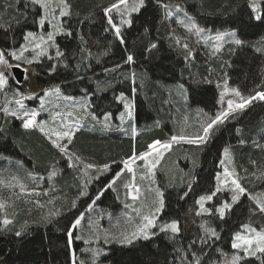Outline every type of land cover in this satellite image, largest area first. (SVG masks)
Masks as SVG:
<instances>
[{"label":"trees","instance_id":"trees-1","mask_svg":"<svg viewBox=\"0 0 264 264\" xmlns=\"http://www.w3.org/2000/svg\"><path fill=\"white\" fill-rule=\"evenodd\" d=\"M66 2L69 15L62 19L63 32L55 38L56 51H50L52 59L42 57L28 66L24 81L20 85L11 82V87L23 97L37 98L44 90L59 86L66 96L87 97L96 118L106 114L115 117L122 111L117 97L123 94L129 98L136 123L148 129L133 139L123 134L121 139L107 136L95 140L85 132L77 133L68 150L87 161L116 170L134 153L147 151L153 141L165 142L180 115L179 108L168 104L163 91L168 86L183 85L189 106L211 115L219 107L218 92L211 83L214 76L220 80L226 75L228 84L245 96L264 91V20L250 19L248 0H144V6L129 17L132 23L119 26L123 44L104 14V9L117 0ZM165 5H179L201 27L234 30L243 43L232 50L224 49L218 60H207L206 53L200 52H195L196 60H190L172 38L171 29L176 24L165 19ZM261 5L264 14V2ZM39 17L37 5L24 0H0V51L6 53L22 41L26 32L37 31ZM154 44L156 47H152ZM57 50L63 56L57 57ZM129 55L133 56L131 62L127 61ZM52 65L56 66L54 70ZM20 124L16 118L0 116V155L22 160L37 180L35 173L46 174L48 167L60 164L61 154ZM187 147L172 158L173 166L178 165L172 175L158 180L164 201L158 222L162 225L175 220L179 232H159L147 240L111 246L104 258L107 264H194L193 253L199 264H223L235 252L232 236L241 230V225L264 226V214L255 211L256 205L245 195L227 210L223 219L214 211L222 200L229 201L222 192L208 205V215H197L196 204L201 195L214 191L225 147L232 151L246 192L259 191L264 186V101H254L234 118L216 126L204 146ZM73 177L69 170L60 179L56 177L49 196L39 198L43 203L40 210L34 209L32 201L28 208L17 204L11 209L15 221L8 229L0 223V264H71V253L78 255L81 245L73 241L72 248L67 247L71 222L93 201L96 206L118 207L109 189L98 198L107 180L93 182L88 195L79 200L80 186ZM57 211L58 218L47 217ZM208 228L215 230L217 236H211ZM16 232L21 235L16 236ZM241 264H264V256L246 257Z\"/></svg>","mask_w":264,"mask_h":264},{"label":"rangeland","instance_id":"rangeland-1","mask_svg":"<svg viewBox=\"0 0 264 264\" xmlns=\"http://www.w3.org/2000/svg\"><path fill=\"white\" fill-rule=\"evenodd\" d=\"M24 2L31 4V0H24ZM259 2L262 4L264 0H259ZM169 6L171 7L169 8H165L164 6L162 7L164 13L163 15L165 16V19L167 21L175 22L176 24L175 27L173 26V28L171 29L172 38L174 39L175 44L179 46V48L185 53V57L189 58L190 60L193 61L196 60L195 52H200L199 54L206 53L205 59L207 60H211V59L218 60L220 54H222V51L224 49L232 50L240 46V45H235L232 42L233 40L232 37L226 36L223 41L219 42L221 46V51L216 53V55H212L211 53L213 51V45L216 44L217 42L212 40L211 37H214L217 32L236 33V31L231 29L212 30L210 28L201 27L181 7L180 8L182 10L177 11L176 5H169ZM37 7L39 8L40 17L36 22L37 31H34L33 33H35L37 36V40L35 42L39 43L40 41L38 37L43 35L45 36V40H46L47 32L53 31V28L51 24H49L47 21L43 26L39 24L40 18L44 15V10L40 8L39 5H37ZM53 7L55 8V5H53ZM68 11H69V7H68ZM167 11L172 12V15L170 17L166 15ZM134 13H131L130 16ZM55 15L57 16L58 22L62 27V19L64 17L59 16V9H56ZM111 15L115 18L114 23H116L118 26L121 27L128 25V24L120 23L122 17L119 13L114 11ZM130 16H125L124 18H129ZM188 17H191L192 21L195 22L197 27L204 29V31L201 33H197L195 29L189 31ZM111 29L115 34V30L112 27ZM62 32L63 30L55 34L54 40L47 42L45 44V49L47 54L43 57L50 56L51 54L50 51H56L55 38L58 35L62 34ZM26 33L24 34V36L26 35ZM24 36L21 42H19L16 46H14L12 49L8 50L5 53L6 58L9 60V63L13 65L12 68H14L16 64H20V67L18 68L24 71L23 81L26 77V72H27L26 69H28V66L32 64L29 65L23 63L22 61L13 60L11 56H7V53L11 51L19 50L21 45L26 44V41L24 40ZM235 38L239 39L237 34ZM53 44L55 45V47L51 46ZM185 45H187V48L185 47ZM28 47L30 51L28 53H25V55L31 58V56L34 54L31 52L32 45H28ZM189 52L191 53V55H189ZM41 59L42 57L39 59V61ZM37 62H34L33 64ZM12 68L6 70L5 74L9 76V83L3 91H0V116L2 115L7 118L10 117L16 118V120H18L21 123L20 125L22 127L23 112L19 110V106L16 105L14 102L15 99L13 98L15 97L14 93L16 92H14L10 83L12 81L15 83V79L11 74ZM216 77L218 76L213 77L214 79L211 81V83L217 89L218 101H219L220 92L223 90V81L225 78H227V76L222 75L220 80H217ZM218 84L220 85V87H217ZM228 87L232 88L229 84ZM163 91L166 94L168 104L174 105L177 107V109L179 108L180 110V115L177 118L178 120L176 119L175 122L173 123V130L170 132V136H168V139L165 142H169L173 135L177 137H180L181 135L191 137L195 134H203L202 125H205L208 122L207 116L205 115V112L203 110L201 111L200 108L197 107L193 108L189 106L187 89L183 85L178 84L174 86H168ZM43 93L39 95L37 98L31 95L23 97V103L25 105V109L28 111L35 110L38 113L36 120L37 122L40 121L45 122L46 132L51 133L53 129L57 131L68 130L72 133V140L69 142L65 138L58 141L60 145H66L67 154H65L62 153L58 147L53 145L52 141L56 139L54 135H46L45 132H41L39 128L24 129L22 127L25 131L36 132L37 135L43 140V142L47 143L49 147L55 149L58 153L61 154V161L60 164L48 167L47 168L48 171L44 170L45 172L47 171L46 174H43V172H38V173L34 172L37 177V180H35L33 176L30 175L31 172H29L28 170L29 167L25 165L22 160L0 155V202H3L5 204V207L3 209H0V221H2L5 218L11 220L12 222L15 221L14 220L15 218L11 213L12 212L11 209L16 207L17 204L18 206L22 205L21 207L23 208L24 207L28 208L27 205L29 204L30 201H32L34 202L33 204L34 209L36 208V210H40L43 204L42 202H40L41 201L40 199H44L49 196L48 190L54 186L53 183L57 181L56 177L60 179L65 171L69 170L74 173L73 178H75L76 181L78 182L80 186V190L86 192V195H88L89 187L92 185L93 182L98 183L99 181L107 180L108 182L107 186L105 190L100 195H98V198L101 197V195L107 189H109L111 193L114 195L115 202L118 205V207L116 209H111V208L103 207L102 205L96 206L94 205V203H92L93 204L92 208L87 209L83 212L85 213V215H84V219L81 222V226L73 230L74 231L73 241L81 243L79 250L80 253L78 255L76 254L78 259L85 260L87 264H91L92 253L90 251L88 252L82 251V249L100 248L103 250V253L97 259V264H107L104 258L108 255L109 248L111 246H125L129 244H121L116 240H112L109 243H105L103 239V231L100 234L101 238L97 240L94 235L96 226L99 225L101 230H108L111 235H115V236H119L122 232L131 233L132 231L135 230V226L140 223V215H138L137 212L135 211V209H140L141 215L155 213L157 226L151 229L150 232L159 233L160 232L159 226L161 225L159 224L158 221H159V216L163 209L162 208L159 212H155V209L159 207V199L160 198L163 199L162 190L158 186L159 178L170 177L176 166L178 167V165L176 164H174L173 166L172 158L177 157L179 153L178 151L180 149L188 148L187 146L193 147L194 149L204 146L209 140L211 131L214 128H216V126H218L219 124L214 125L213 129L209 133L208 139L203 144L194 145L187 143L185 140H178L177 142L172 144V147L169 150H164L162 148L159 149V151L163 152V156L159 159V163L157 164L156 168L152 170L153 175L149 176L147 174V170L143 166L142 161H136V163L132 165L133 173H129L127 172V170H124L121 176L118 179H116L115 184H113L112 187L110 188L108 187V185L110 184V182L113 181V179L116 176V173L120 172L121 169H123L122 162L119 163L118 169L111 170L110 168H108L107 171H104L103 165L101 166L99 163L95 162L94 160L87 161L81 155L77 156L75 153L70 152L68 148L71 145L75 135L80 132L87 133L88 138H92L95 140L103 137L107 138V136H111L110 138L113 139L119 136L121 139V137H124L123 134L125 135V137L133 139L136 135L148 129V127L142 126L143 124L138 125L136 123L133 102L129 98L123 96L122 100L117 99V101L122 106V111L119 112L115 117H113L110 114H106L101 118L93 119L94 115L90 110L89 101L87 97H72L71 100H68L65 99V97H70V96H66L62 92H60L59 95H56L55 93H51L48 97H44L43 107H41L40 97L43 96ZM27 97H31V98H27ZM20 98L22 97H18L17 99ZM228 99H233L238 102V98L234 97L231 93H228L224 98V102L222 104L219 103V107L217 108V111L227 107ZM125 103H129L131 105V112H132L131 116H128L127 114L128 110L125 109L124 107ZM5 106H7L10 110L17 109L18 110L17 116H12L2 111V109ZM240 112L241 111L237 113ZM122 113H123V119H121ZM215 114L216 112L214 114L212 113V115L211 114L208 115L214 116ZM106 116L108 117L107 120L105 119ZM229 153H230V159H225L222 151L221 160L225 159V165L221 166V164L219 163L220 170L218 173L221 174V181H220V186L222 188L221 192L222 194H224V196L226 195V197L229 198V201L227 203L232 204L231 195L233 193L230 191L231 179H238L239 183H240V179L235 169L233 154L230 148H229ZM69 157H71V159H69ZM154 158H155V153H153L152 156L149 157L150 160ZM86 164H92L94 165V167L90 169L85 168ZM225 167H227L230 172H234V176L229 177L227 184H224L223 175H222ZM179 168H183V167L179 166ZM53 171L56 174L54 176H51V178H49L50 173H52ZM133 174L135 175V185L138 186L141 190L140 196L135 201L132 200V198L127 195L128 190L125 188V184L132 181ZM217 183H218L217 179L215 178L214 191L217 187ZM41 189H45V190L42 191ZM157 189L162 194L161 197L157 196V191H156ZM262 194H264V186L259 191L246 192L244 195L249 199L250 196H260ZM79 197H80L79 200H81L86 196L79 195ZM213 199L211 201H205L204 206L208 208V205H211L213 203ZM251 201L253 202V204H255L253 200ZM237 202L232 204V206L237 204ZM223 203H225L224 200H222V203L220 204L222 205ZM126 204L131 205V207H125ZM197 206L199 212L200 207L199 205ZM227 212L228 211L226 210L225 215L227 214ZM210 213L211 210L209 209V212L207 213L202 212L200 215H208ZM217 215L219 216V213H217ZM58 216L59 215L56 216L47 215V217L48 218L50 217L51 219H56L58 218ZM11 224L12 223L8 225H4L3 223H1V226L3 229H8L11 226ZM260 227H264V226H260ZM239 231H242V229ZM75 236H80L82 238L77 240L75 239ZM85 239L89 240V244H85L83 242ZM138 240L143 241L147 239L138 237L134 239L133 242Z\"/></svg>","mask_w":264,"mask_h":264},{"label":"snow or ice","instance_id":"snow-or-ice-1","mask_svg":"<svg viewBox=\"0 0 264 264\" xmlns=\"http://www.w3.org/2000/svg\"><path fill=\"white\" fill-rule=\"evenodd\" d=\"M31 4L33 5H39L40 8L44 10V15L40 18L39 24L43 26L45 22L47 21L49 24H51L53 31H49L46 34V40L45 36L41 35L38 37L39 43H36L37 36L33 32H28L24 36V40L26 41V44L21 45L19 50L11 51L7 53V56H11L13 60L16 61H22L25 64H33L34 62L39 61V59L43 56H45L46 49L45 44L47 42L54 40V35L62 31V27L60 23L58 22V18L55 15L56 9H59V16L65 17L69 15L68 7L66 0H31ZM55 5V8L53 7ZM144 6V0H117L116 3H112L110 7L104 9L105 16L108 17V24L115 30V35L118 39H120V42L123 44L124 40L121 35V29L120 27L114 23V17L111 15L114 11L119 13L121 15V24H128L130 25L132 23L130 18H124L125 16H130L131 13L138 12L141 7ZM248 8H250V19H253L255 21H261L264 20V14L261 13V3L259 0H248ZM165 8H169L171 6L165 5ZM177 11H181L179 5L176 6ZM167 16H171L172 12L167 11ZM189 20V31L192 29H195L197 33H201L204 31L202 28H198L194 21H192L191 17H188ZM2 27V25H0ZM226 36H230L233 38L232 42L235 45H241L243 41L241 39H237L235 32H217L214 37H211L212 40L216 41L217 43L213 45V51L212 55H216V53L221 51L220 43L224 40ZM28 45H32L31 52L34 53L31 58L27 57L25 53H28L30 51ZM55 47V45H51ZM152 47H156V45H152ZM187 48V45H185ZM257 51H261V49L257 48ZM189 55L191 53L189 52ZM57 57L63 56V53L57 50L56 52ZM49 60L52 59L51 56L48 57ZM127 61L131 62L133 61V56L129 55L127 57ZM13 65L9 63V60L6 58V54L3 51H0V91H3L6 86L9 83V76L5 74L6 70L12 68ZM15 67H20V64H16ZM55 65H52V70L55 69ZM10 75V73H9ZM217 87H220L218 84ZM61 92V89L59 86L54 87L52 89L44 90L43 96L40 97L41 100V107H43L44 103V97H48L51 93H55L56 95H59ZM231 93L234 97L238 98V102L233 99L227 100V107L223 108L216 112L214 116L208 115L207 116L208 122L205 125H202V133L203 134H195L191 137H187L184 135H181L180 137H177L173 135L169 142L162 143L159 140L153 141V143L149 144L147 146L148 150L140 153L139 155L133 154L132 157L125 159L122 161L123 163V169H121L120 172L116 173L115 178L112 182L108 185V187H112L113 184H115L116 179H118L122 172L124 170H127L129 173H133L132 165L136 163V161H142L143 166L147 170V174L149 176L153 175L152 170L156 168L157 164L159 163V159L163 156V152L159 151V149L169 150L172 147V144L177 142L178 140H185L189 144L194 145H200L203 144L209 137L210 131L213 129L214 125L223 124L226 120H228L230 117L234 118V114H236L239 111H243L248 105L252 104L254 101H264V91H255V94H249L247 96L243 95L241 91L238 88L228 87V80L227 78L223 81V90L220 92V100L219 103L224 102L225 96ZM15 96L22 97L20 99H15V104L19 106V110L23 112L22 116V127L24 129H32V128H39L41 132H45L46 135H54L56 139L52 141L53 145L58 147L62 153L67 154V147L66 145H60L58 143L59 140L67 139L69 142L72 140V133L68 130H60L57 131L53 129L51 133L46 132L45 130V122L40 121L37 122L36 117L38 113L35 110L28 111L25 109V105L23 103V94L17 91L14 93ZM31 98V97H27ZM65 99L71 100L72 97H65ZM117 99L122 100L123 94H121L120 97H117ZM82 107V106H81ZM125 109L128 110V116L132 115L131 112V105L129 103L124 104ZM2 111H4L6 114H10L12 116H17L18 110L17 109H9L7 106H5ZM202 111V110H201ZM93 119H96L95 116H93ZM105 119L107 120L108 117L106 116ZM121 119H123V113L121 114ZM241 144L244 143L243 140L240 141ZM155 153L154 159H149L152 154ZM223 154L225 159H230V153L229 148L225 147L223 149ZM71 159V157H69ZM225 159H222L220 161L221 166L225 165ZM71 166V165H70ZM94 165L92 164H86L85 168H93ZM109 168V165L105 164L103 165V170L107 171ZM56 173L53 171L50 173L49 178L51 176H54ZM223 182L224 184L228 183L229 177L234 176V172H230L227 167L224 168L223 171ZM217 187L215 191L211 192L210 195H201L197 200L196 204L199 205L200 211L197 212V215H200L202 212L207 213L209 212V209L204 206L205 201H211L213 197L217 195V193L222 191V188L220 186L221 181V174L217 173ZM191 187V185H189ZM125 188L128 190L127 195L132 198V200H137L138 197L141 194V190L138 186L135 185V175L133 174L132 181L125 184ZM157 196L161 197L162 194L157 189ZM230 191L233 193L231 195V201L232 204L237 202L242 195L246 193V189L241 186L238 179H231V188ZM135 193V194H133ZM81 196L86 195V192L81 191ZM187 195V193L185 194ZM249 199L253 200L256 204L255 211H258L260 214H264V194L260 196H250ZM95 203V201H93ZM232 204L230 203H223L219 207L215 208V212L219 213V216L221 219L225 216V211L230 209L232 207ZM93 204L88 205V209H91ZM5 207V204L3 202H0V209H3ZM72 207H76V202H72ZM125 207H131V205L126 204ZM164 207V201L162 198L159 199V207L155 209V212H159ZM138 215H140V223L135 226V230L131 233L128 232H122L119 236L111 235L108 230H101L99 225L96 226L95 230V238L99 240L101 238V232L103 231V239L105 243H109L112 240H116L121 244H131L134 239L138 237H142L144 239H149L151 235H156L155 232H150L151 229L156 227V218L155 213H149L145 215H141L140 209H135ZM52 216L59 215V212H52L50 213ZM85 213L81 212L80 215L75 218L74 221L71 222V226L67 229V247L69 249L72 248L73 245V238H74V229L81 226V222L84 219ZM0 223H3L4 225H8L12 223L11 220L5 218ZM203 227V225L201 226ZM242 231H236L232 236V243L231 247L232 249L236 250L230 260L223 261V264H241V261H243L246 257H257L264 256V227H260L259 229L257 227H253L250 223H245L241 225ZM160 232H168L170 231L173 234H176L179 232L178 223L177 221L173 220L170 223H165L161 226H159ZM207 232L211 234V236H217V233L215 230L208 228L206 229ZM20 232H16V236H20ZM82 237L75 236V239L79 240ZM85 244H89V240L85 239L83 241ZM82 251L88 252L90 251L92 253L91 258V264H97V259L102 255L103 250L100 248L96 249H82ZM193 262L194 264H199V259L195 256V253H193ZM71 264H87L85 260L78 259L75 252L71 253Z\"/></svg>","mask_w":264,"mask_h":264},{"label":"water","instance_id":"water-1","mask_svg":"<svg viewBox=\"0 0 264 264\" xmlns=\"http://www.w3.org/2000/svg\"><path fill=\"white\" fill-rule=\"evenodd\" d=\"M11 74L13 78L15 79V81L17 82V84L22 83L24 71H22L20 68L14 67L11 69Z\"/></svg>","mask_w":264,"mask_h":264},{"label":"flooded vegetation","instance_id":"flooded-vegetation-1","mask_svg":"<svg viewBox=\"0 0 264 264\" xmlns=\"http://www.w3.org/2000/svg\"><path fill=\"white\" fill-rule=\"evenodd\" d=\"M11 83V82H10ZM12 84H15L13 81H12Z\"/></svg>","mask_w":264,"mask_h":264}]
</instances>
